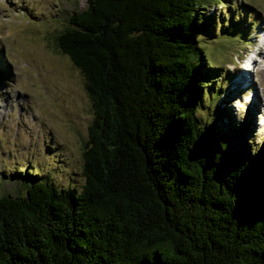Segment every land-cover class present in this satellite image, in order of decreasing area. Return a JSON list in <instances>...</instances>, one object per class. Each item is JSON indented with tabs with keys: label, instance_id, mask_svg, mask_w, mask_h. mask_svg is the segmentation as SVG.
I'll return each instance as SVG.
<instances>
[{
	"label": "trees",
	"instance_id": "16d2710c",
	"mask_svg": "<svg viewBox=\"0 0 264 264\" xmlns=\"http://www.w3.org/2000/svg\"><path fill=\"white\" fill-rule=\"evenodd\" d=\"M205 2L88 0L70 18L55 41L94 113L84 184L19 175L24 195L0 197V264H264V149L198 115L218 97Z\"/></svg>",
	"mask_w": 264,
	"mask_h": 264
},
{
	"label": "rangeland",
	"instance_id": "374dc122",
	"mask_svg": "<svg viewBox=\"0 0 264 264\" xmlns=\"http://www.w3.org/2000/svg\"><path fill=\"white\" fill-rule=\"evenodd\" d=\"M205 1L197 7V45L218 97L204 101L198 115L250 152L264 149V47L246 74L251 87L236 91L231 85L243 76L238 63L261 45L264 0ZM87 2L0 0V197L24 195L20 176L29 173L58 189L84 184L83 152L94 113L82 74L55 40Z\"/></svg>",
	"mask_w": 264,
	"mask_h": 264
},
{
	"label": "bare ground",
	"instance_id": "6f19581e",
	"mask_svg": "<svg viewBox=\"0 0 264 264\" xmlns=\"http://www.w3.org/2000/svg\"><path fill=\"white\" fill-rule=\"evenodd\" d=\"M262 47H264V38H263V41L261 40V45ZM255 61V60H254ZM242 71H244L242 74L243 76L241 77H235V80L233 81L234 82V85H235V88L237 91H240L244 88H249L251 87L250 85V82H249V79L246 78V74H249V73H245L247 71H245L243 68H242ZM243 83V84H242ZM254 96V95H253ZM256 98V97H255ZM253 101V100H252ZM255 104V102H254Z\"/></svg>",
	"mask_w": 264,
	"mask_h": 264
}]
</instances>
